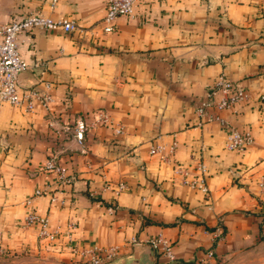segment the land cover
Segmentation results:
<instances>
[{
  "label": "crops",
  "instance_id": "0c3cea01",
  "mask_svg": "<svg viewBox=\"0 0 264 264\" xmlns=\"http://www.w3.org/2000/svg\"><path fill=\"white\" fill-rule=\"evenodd\" d=\"M40 11L71 16L89 30L22 31L20 49L29 66L22 89L51 81L47 107H0V263L16 252L53 264H91L40 240L38 225H24L29 211L49 216L54 228L74 222L79 245L117 244L104 264H166L145 240L170 238L181 264H203L215 246L218 264H264V0H162L139 4L106 32L105 0H0L3 23ZM226 72L250 92L221 119H203L198 107L216 76ZM97 122L79 141L78 116ZM250 129L244 150L225 145L231 128ZM178 142L176 160L204 161L207 193L180 182L172 164L152 154L154 142ZM56 155L69 180L44 170ZM193 171L196 170L193 167ZM126 181L120 193L106 188ZM56 192L26 205L36 188ZM110 207L114 209L111 210ZM221 226L217 243L212 231ZM135 239V241H134ZM52 259V261L50 260Z\"/></svg>",
  "mask_w": 264,
  "mask_h": 264
},
{
  "label": "built area",
  "instance_id": "2783aa9c",
  "mask_svg": "<svg viewBox=\"0 0 264 264\" xmlns=\"http://www.w3.org/2000/svg\"><path fill=\"white\" fill-rule=\"evenodd\" d=\"M50 7L55 9L59 0H47ZM162 0H105L106 12L102 18L103 29L111 32L115 29V20L120 15H133L139 4H149ZM34 28L55 29L62 28L68 32H84L89 28L82 25L76 18L71 16H62L55 18L52 15L40 11L24 15L3 23L0 27V107L3 104L15 106H25L26 109L32 110L36 101L45 107L53 100L52 82L45 81L43 87L33 85L22 89L19 86V72L29 66L20 49L19 35L22 31L32 30ZM250 92L240 82L232 79L226 72L219 73L208 89L207 97L198 107V114L203 119H221L220 115L212 110L227 109L240 101L250 98ZM108 122V117L103 116L96 121H89L85 116H78L74 129V136L82 141L90 127L99 121ZM222 120V119H221ZM255 141V136L250 129L231 128L225 145L229 149L244 150ZM178 142L173 140L170 143L154 142L151 145V153L158 154L165 163L172 164L174 171L181 183L191 186L194 189L201 190L205 193L209 191L208 175L209 169L204 161H198L196 165L188 162L177 161L176 152ZM193 167L196 172L193 171ZM46 171H53L58 175L61 182L69 180L68 173L54 154L50 155L42 167ZM257 184L261 194L264 195V174L260 175ZM106 188L120 193L128 188L126 181H110L106 183ZM49 195L51 202L64 203V199L59 198L56 192L49 191L46 188H36L30 195L25 204L29 205L42 195ZM113 210V207H110ZM38 225V235L41 241L53 245L60 250H68L74 255L86 259L91 264H104L120 253V246L117 244L109 246L100 245H79L74 242V222L68 223L66 229L54 228L47 214L35 210L28 212L24 219V225ZM213 241L217 243L224 236L221 226H217L212 231ZM135 241V239H134ZM145 242L150 244L153 249L162 254L166 259V264H181L178 260L174 244L170 238L162 233L148 237ZM215 246L206 250L205 257L202 259L203 264H218Z\"/></svg>",
  "mask_w": 264,
  "mask_h": 264
},
{
  "label": "rangeland",
  "instance_id": "374dc122",
  "mask_svg": "<svg viewBox=\"0 0 264 264\" xmlns=\"http://www.w3.org/2000/svg\"><path fill=\"white\" fill-rule=\"evenodd\" d=\"M79 33H86L84 32H79ZM11 258L7 259L4 263L0 264H53L52 262L49 261L47 258H43L42 260L39 257H36L37 259L33 258L35 255H31L30 253H26L24 251L22 252H16L11 254ZM52 261V259L50 258Z\"/></svg>",
  "mask_w": 264,
  "mask_h": 264
},
{
  "label": "water",
  "instance_id": "95a60500",
  "mask_svg": "<svg viewBox=\"0 0 264 264\" xmlns=\"http://www.w3.org/2000/svg\"><path fill=\"white\" fill-rule=\"evenodd\" d=\"M25 69H23V70H21L20 72H19V80H20V75H21V73L24 71ZM34 85V83L33 84H30L29 86H33ZM152 250H153V247L149 244L148 245V248H147V252H149L150 254L152 253Z\"/></svg>",
  "mask_w": 264,
  "mask_h": 264
}]
</instances>
